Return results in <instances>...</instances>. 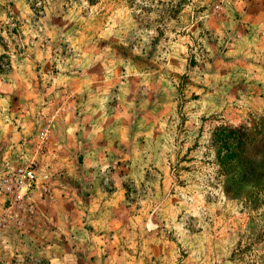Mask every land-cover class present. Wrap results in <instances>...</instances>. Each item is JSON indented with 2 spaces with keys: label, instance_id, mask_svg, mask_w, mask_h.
Listing matches in <instances>:
<instances>
[{
  "label": "rangeland",
  "instance_id": "1",
  "mask_svg": "<svg viewBox=\"0 0 264 264\" xmlns=\"http://www.w3.org/2000/svg\"><path fill=\"white\" fill-rule=\"evenodd\" d=\"M0 264H264V0H0Z\"/></svg>",
  "mask_w": 264,
  "mask_h": 264
},
{
  "label": "trees",
  "instance_id": "2",
  "mask_svg": "<svg viewBox=\"0 0 264 264\" xmlns=\"http://www.w3.org/2000/svg\"><path fill=\"white\" fill-rule=\"evenodd\" d=\"M247 134L242 133V128L225 129L222 140V149L225 151L223 157H218V163L223 165L239 164L241 161L240 153H242ZM233 161V162H232Z\"/></svg>",
  "mask_w": 264,
  "mask_h": 264
},
{
  "label": "built area",
  "instance_id": "3",
  "mask_svg": "<svg viewBox=\"0 0 264 264\" xmlns=\"http://www.w3.org/2000/svg\"><path fill=\"white\" fill-rule=\"evenodd\" d=\"M19 184H20L21 188H23L25 190L29 189L32 186V184H33V173H32L31 167L25 168L21 172Z\"/></svg>",
  "mask_w": 264,
  "mask_h": 264
}]
</instances>
